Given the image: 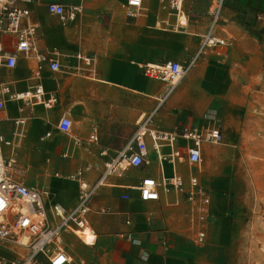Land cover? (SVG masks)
Here are the masks:
<instances>
[{"label":"crops","instance_id":"0c3cea01","mask_svg":"<svg viewBox=\"0 0 264 264\" xmlns=\"http://www.w3.org/2000/svg\"><path fill=\"white\" fill-rule=\"evenodd\" d=\"M51 1L11 0L9 4L28 10L26 21L38 26L35 51L29 56L16 52L14 36L0 33V85L7 84L11 94L40 86L44 100H56L45 108L5 96L0 135L11 146L2 145L1 153L5 162L14 163L13 177L43 193L50 216L53 206L69 212L78 203L79 184L68 177L82 169L83 180L94 185L105 165L132 143L143 122L153 131L174 133L173 149L180 153L172 169L166 159L170 148L156 150L150 137H144L148 164L107 176L90 199L86 226L93 235L92 245H83L74 232L61 234L71 264H211L216 255L224 257L232 244L233 204L228 192L233 181L250 189L248 182L264 181V176L255 172L257 161L247 158L255 150L250 132L237 127L233 117L220 126L205 120L204 114L211 117L213 111L206 110L225 96L209 89L213 75L231 63L222 57L242 52L222 51L228 45L225 41L237 37L234 22L264 19V0H197V5L181 0L177 8L171 6L172 0H142L140 8L133 10L127 9L126 0H60L66 12L76 9L71 20L49 14ZM207 38L223 44L211 47ZM12 54L16 65L9 68L5 59ZM77 55L91 58V64L86 66ZM40 56L57 60L60 70L50 71ZM168 61L194 64L172 88L143 75L147 64ZM63 116L72 122L67 134L57 129ZM18 120L23 123L17 125ZM226 126H231L229 139ZM215 128L221 130L223 142L202 144L203 172L201 165L197 174L211 205L205 243L196 248L192 246L196 228L186 205L168 204L175 200L173 193L167 196V204L163 194L158 201L143 202L138 188L146 177L158 180L160 167L167 178L175 171L187 184L196 172L186 160L190 143L181 134ZM22 169L20 178L17 171ZM233 210L237 213L236 207ZM66 236L84 251L82 256L75 249L74 256L65 244Z\"/></svg>","mask_w":264,"mask_h":264},{"label":"built area","instance_id":"2783aa9c","mask_svg":"<svg viewBox=\"0 0 264 264\" xmlns=\"http://www.w3.org/2000/svg\"><path fill=\"white\" fill-rule=\"evenodd\" d=\"M10 3L11 0H0V33L14 36L16 52L29 56L35 51L34 42L38 26L26 21L29 18L28 10L9 7ZM180 3L181 0H172L171 6L177 8ZM141 4L142 0H126L128 10L138 9ZM216 6L217 12L218 2ZM75 10L73 8L66 12L60 0H52L47 4L48 13L61 20L65 18L71 20ZM216 21L217 13L214 15L213 25ZM209 41L210 39L207 38L206 43ZM214 44H223V42L216 41ZM76 58L82 60L86 66H89L92 61L91 58L81 55H77ZM39 60L47 61L50 71L60 70L57 60L47 59L44 56H40ZM193 64L194 61H191L187 66H182L176 61H168L164 64H147L143 68V75L149 79L166 83L172 88L189 72ZM5 65L9 68L16 65L14 54L5 59ZM8 95L15 101L27 104L30 102L40 103L45 108H51L56 102L54 99L44 100L43 90L40 86H36L29 92L11 94L9 86L2 84L0 85V118L5 107L4 98ZM15 123L21 125L23 121L18 120ZM71 127L70 118L65 116L61 117L57 123V129L62 133H69ZM146 135L150 137L156 150L162 146L170 148L166 159L170 161L173 169L175 159L180 157V153L173 149L177 141L176 135L153 131L148 127L147 121L143 122L138 126L132 143L124 152L119 153L116 159L105 165L102 177L94 185L91 186L83 180L84 170L82 169L68 177L79 184L78 203L69 212L60 206H53L50 216L43 204V193L36 188L26 187L13 177L14 163L3 160L1 148L4 141L0 135V264H71V258L61 245V234L64 231L75 232L87 225L86 216L89 212L90 199L97 188L103 184L104 178L112 174H119L129 168H140L148 164L144 141ZM181 135L184 140L190 143L185 150L186 160L195 168V176H191L188 183L185 184L175 171L170 178H167L163 173V168L160 167L159 179L144 178L138 190L141 201H158L160 195L163 194L165 204L168 201L167 196L173 193L175 200L168 204L179 206L184 203L186 205L189 219L193 227L196 228L194 242L201 245L206 238L205 226L208 223L211 205V197L197 176L201 172L202 144L219 143L222 134L219 128H215L206 132L196 129L184 130ZM91 139H94V136H91ZM19 206L24 207L25 211L15 209Z\"/></svg>","mask_w":264,"mask_h":264},{"label":"rangeland","instance_id":"374dc122","mask_svg":"<svg viewBox=\"0 0 264 264\" xmlns=\"http://www.w3.org/2000/svg\"><path fill=\"white\" fill-rule=\"evenodd\" d=\"M188 3L197 5L198 1L188 0ZM211 5L215 7V3ZM234 24L237 37L232 36L225 41L228 45L222 47V51L241 49L242 52H235L229 58L222 57L231 63L228 68L225 66L223 71L213 75L212 88L209 89L212 93H225V96L217 104L212 101L213 105L206 110H212V116L208 117L205 113L204 119L210 120L211 124L223 126L227 118L233 117L237 127L250 132V141L255 150L247 158L257 161L259 165L255 172L264 176V19H241ZM215 82L218 84L213 86ZM159 124L165 126L162 121ZM230 130L231 126H226L227 139L230 137ZM22 172L24 169L17 171L20 178ZM202 184L204 185V180ZM248 184L250 189L244 187V182L233 181L232 189L228 192L233 209L236 207L237 211L235 213L232 209L229 214L232 244L224 257L216 255L210 261L211 264H264V181L255 180ZM65 240L74 256L75 250L81 256L84 254L70 236H66ZM204 243H192V246L200 248Z\"/></svg>","mask_w":264,"mask_h":264},{"label":"bare ground","instance_id":"6f19581e","mask_svg":"<svg viewBox=\"0 0 264 264\" xmlns=\"http://www.w3.org/2000/svg\"><path fill=\"white\" fill-rule=\"evenodd\" d=\"M214 42H216L214 39H210V41H209V43H207L208 45L209 44H212V45H214ZM21 94V93H20ZM53 100V99H52ZM55 100V99H54ZM3 141H4V146H11L10 145V143L9 142H7V141H5L4 139H3ZM218 144H220V142L219 143H216V144H214V145H218ZM11 152L13 153V151L11 150ZM14 160V159H13ZM15 209L17 210L18 209V211H25V208L24 207H22V206H19V207H15ZM79 240H81V242L83 243V245H85V246H91L92 245V241H93V235L91 234V229H90V227L89 226H84L82 229H80V230H76L74 233H73Z\"/></svg>","mask_w":264,"mask_h":264}]
</instances>
